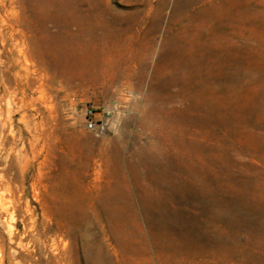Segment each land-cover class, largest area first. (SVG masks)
Here are the masks:
<instances>
[{
	"label": "rangeland",
	"instance_id": "obj_1",
	"mask_svg": "<svg viewBox=\"0 0 264 264\" xmlns=\"http://www.w3.org/2000/svg\"><path fill=\"white\" fill-rule=\"evenodd\" d=\"M0 247L264 264V0H0Z\"/></svg>",
	"mask_w": 264,
	"mask_h": 264
},
{
	"label": "built area",
	"instance_id": "obj_2",
	"mask_svg": "<svg viewBox=\"0 0 264 264\" xmlns=\"http://www.w3.org/2000/svg\"><path fill=\"white\" fill-rule=\"evenodd\" d=\"M98 110L93 104H89L85 109V121L88 130L96 134H103L107 130V125L103 120L98 119Z\"/></svg>",
	"mask_w": 264,
	"mask_h": 264
},
{
	"label": "bare ground",
	"instance_id": "obj_3",
	"mask_svg": "<svg viewBox=\"0 0 264 264\" xmlns=\"http://www.w3.org/2000/svg\"><path fill=\"white\" fill-rule=\"evenodd\" d=\"M10 228V227H9ZM8 231V230H7ZM1 248V247H0ZM14 264V263H13Z\"/></svg>",
	"mask_w": 264,
	"mask_h": 264
}]
</instances>
